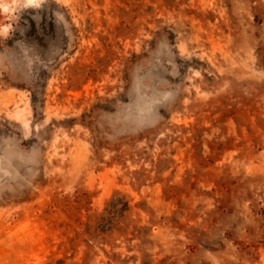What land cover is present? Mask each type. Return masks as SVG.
Returning <instances> with one entry per match:
<instances>
[{
    "label": "rangeland",
    "instance_id": "rangeland-1",
    "mask_svg": "<svg viewBox=\"0 0 264 264\" xmlns=\"http://www.w3.org/2000/svg\"><path fill=\"white\" fill-rule=\"evenodd\" d=\"M0 264H264V0H0Z\"/></svg>",
    "mask_w": 264,
    "mask_h": 264
},
{
    "label": "trees",
    "instance_id": "trees-1",
    "mask_svg": "<svg viewBox=\"0 0 264 264\" xmlns=\"http://www.w3.org/2000/svg\"><path fill=\"white\" fill-rule=\"evenodd\" d=\"M30 15H33L34 13L29 12ZM40 15V22H36L33 18L34 15ZM31 17H27L26 19H23L20 23L21 26V32L22 38H19L21 40L30 41L31 45L35 48H39L40 50L45 49L47 50L42 44L49 42V44H52L56 38V28L57 26L54 24L53 19L50 17V20L48 22H45V17H47L43 11L37 12ZM16 36H19L18 33H16ZM11 42H8L10 44ZM32 104L35 106L34 98L32 97ZM35 109V107H34Z\"/></svg>",
    "mask_w": 264,
    "mask_h": 264
}]
</instances>
